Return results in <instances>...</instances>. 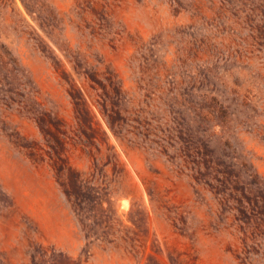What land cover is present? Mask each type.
<instances>
[{
    "label": "rangeland",
    "instance_id": "1",
    "mask_svg": "<svg viewBox=\"0 0 264 264\" xmlns=\"http://www.w3.org/2000/svg\"><path fill=\"white\" fill-rule=\"evenodd\" d=\"M0 264H264V0H0Z\"/></svg>",
    "mask_w": 264,
    "mask_h": 264
}]
</instances>
